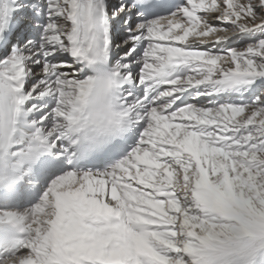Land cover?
Returning a JSON list of instances; mask_svg holds the SVG:
<instances>
[{
  "label": "snow or ice",
  "instance_id": "snow-or-ice-1",
  "mask_svg": "<svg viewBox=\"0 0 264 264\" xmlns=\"http://www.w3.org/2000/svg\"><path fill=\"white\" fill-rule=\"evenodd\" d=\"M0 264H264V0H0Z\"/></svg>",
  "mask_w": 264,
  "mask_h": 264
}]
</instances>
